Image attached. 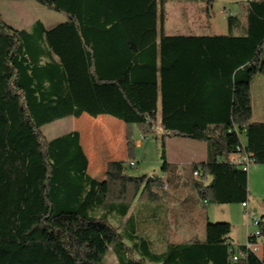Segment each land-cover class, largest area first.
Segmentation results:
<instances>
[{
    "label": "trees",
    "instance_id": "16d2710c",
    "mask_svg": "<svg viewBox=\"0 0 264 264\" xmlns=\"http://www.w3.org/2000/svg\"><path fill=\"white\" fill-rule=\"evenodd\" d=\"M34 1L66 20L15 28L0 14V264H104L112 243L153 264H264V243L258 252L234 247L228 221L206 220L203 240L154 252L136 235V216L125 235L109 218L164 199L165 141L175 136L206 145L205 160L190 163L201 173L192 183L198 199L248 200L247 171L232 157L242 143L264 164V121L252 118L250 95L264 74V0H247L243 18L229 15L226 33L188 34L166 32L165 0ZM83 113L124 123L125 159L107 161L103 179L89 175L77 130L49 140L41 131ZM132 125L158 140L163 176L126 173ZM236 250L243 256L233 261Z\"/></svg>",
    "mask_w": 264,
    "mask_h": 264
},
{
    "label": "rangeland",
    "instance_id": "374dc122",
    "mask_svg": "<svg viewBox=\"0 0 264 264\" xmlns=\"http://www.w3.org/2000/svg\"><path fill=\"white\" fill-rule=\"evenodd\" d=\"M247 0H165L164 9L166 11L165 30L167 33L188 34V33H217L220 30L226 32V19L229 15H238L243 18ZM0 14L3 20L15 28L30 29L35 20H40L46 27L64 22L66 14L61 11L48 8L34 0H0ZM210 26V27H209ZM98 119L96 122L95 120ZM86 125L87 132L78 126ZM112 129L113 136L109 137L107 129ZM77 130L85 137L87 143H91L98 154L102 164L99 172L88 171L89 175L96 179L103 177V166L106 161L117 160L125 156L124 142V123L108 114H100L96 117L83 113L79 117L67 116L41 126V131L46 139ZM141 132L137 126L132 125L131 136L135 142V149L131 160L126 161V173L132 176L146 174L147 176H162L165 170L162 169L163 160L159 156L158 140L152 135L147 134L148 138L141 140L145 142L143 147L136 146V141L140 140ZM170 145L179 155H191L190 143L194 140L185 137H171ZM167 139V138H166ZM128 161H133L134 165L129 166ZM253 165V166H252ZM249 169V175L252 176L258 172L256 165L264 164L253 163ZM168 180V190L162 199L164 209H161L160 217L162 226L160 227V237L165 241L173 243L186 242L191 236H196L200 240L205 238L204 230L206 220L209 221H228L231 223L230 236L233 237L234 247L245 244L247 232H253L256 226L250 223L246 218L244 210L240 203L217 204L207 201L195 207L193 205V181L196 178L192 175L190 164L172 165L166 171ZM209 178V177H207ZM206 178V179H207ZM185 181V182H184ZM248 193L250 194V207L256 213H264V183L250 178ZM258 194H260L258 196ZM257 195V197H256ZM132 204V217L138 219L136 226V235L141 237L140 203ZM239 205V206H238ZM127 217V216H126ZM126 217L116 220L113 215L111 222L116 225L118 221L124 230L123 235L128 232L130 221ZM207 217L209 219H207ZM175 225V227L172 226ZM118 226V225H116ZM192 230V234L188 231ZM137 238V237H136ZM139 238L136 239L138 241ZM232 239V238H231ZM160 246V245H159ZM159 246L153 245V250ZM151 248V250H152ZM113 249H115L113 251ZM154 252H158L154 250ZM115 254L120 258H126L131 264H153L145 256L140 259L138 252L129 251L112 243L104 258V264H118Z\"/></svg>",
    "mask_w": 264,
    "mask_h": 264
},
{
    "label": "crops",
    "instance_id": "0c3cea01",
    "mask_svg": "<svg viewBox=\"0 0 264 264\" xmlns=\"http://www.w3.org/2000/svg\"><path fill=\"white\" fill-rule=\"evenodd\" d=\"M210 27V26H209ZM226 29H227V24H226ZM227 32V30H226ZM224 32V30H220L217 33H226ZM250 95H251V110H252V118L254 120H258V121H264V74H257L253 77V79L250 82ZM80 128V126H78ZM82 129V128H80ZM80 134V143L83 147V150L87 156L88 159V166H87V171L91 170L92 172H99L101 170L102 164L100 163V160H98L99 156L96 153V151L94 150V147L91 146V143H87L85 140V137L83 136V134L81 132H79ZM148 136H146L145 138H141L140 135V140L136 141V146L138 147H143L146 143L142 142L141 140H145L147 139ZM172 139L171 137H168L165 141V156H166V161L168 163H170L171 165H176V164H190V163H194V162H202L205 160L206 157V145L204 142L202 141H198V140H194L192 143H190V149L193 151V153L191 155H186L184 156L183 153L182 155H179L175 150H173L171 148V146H168V142L169 140ZM125 156L118 158L117 160H124ZM107 162V161H106ZM105 162V164H106ZM105 164L103 166V173L105 171ZM256 164V163H255ZM253 166V165H252ZM257 169V173L255 174V172H253L252 176L250 177L249 175V169L247 171L248 174V188H249V181L250 178L252 179H256L259 182H263L264 183V167L261 165H256L255 166ZM193 175V173H192ZM163 176V175H162ZM193 177L195 178V176L193 175ZM104 178V174L102 179ZM209 178H207L206 180H208ZM185 182V181H184ZM249 191V190H248ZM193 205L195 207H198V205L206 203V201L204 200H200L197 198V194L196 191L193 190ZM260 194H258L259 196ZM257 197V195H256ZM248 206L250 207V194L248 193ZM239 204V203H238ZM263 204H264V200H263ZM239 206V205H238ZM140 220H141V238L145 239L148 246L150 247V249L152 248L153 245L155 246H159L158 248H155L154 250L160 252L163 251L166 247V245L170 242V241H165V239H162L160 237V227L162 226V221H161V217H160V211L161 209H164V205H162V201H147L146 204L141 203L140 205ZM240 207L242 208L241 204ZM243 209V208H242ZM132 212L134 209H132ZM252 210V209H251ZM132 212L130 211V213H128L126 216V219L129 220V218L131 219L132 217ZM264 214L263 212L258 214V215H262ZM133 219V218H132ZM207 219H209L207 217ZM137 219H135L136 221ZM116 225H118L119 231L123 230L121 228V223H117ZM173 227H175V225L172 224ZM190 234H192V230L188 231ZM202 235L204 233V230L201 231ZM192 237V236H191ZM232 238V239H231ZM189 239V238H188ZM126 245H131V241L129 240L128 236L126 238H124L123 240ZM230 241L233 244V237L230 236ZM247 241V239H246ZM173 243V242H172ZM235 244H233L234 246ZM240 245V244H239ZM153 250V248H152ZM153 250V251H154ZM115 258L116 261L118 262V264H121V259L118 258V256L115 254Z\"/></svg>",
    "mask_w": 264,
    "mask_h": 264
},
{
    "label": "built area",
    "instance_id": "2783aa9c",
    "mask_svg": "<svg viewBox=\"0 0 264 264\" xmlns=\"http://www.w3.org/2000/svg\"><path fill=\"white\" fill-rule=\"evenodd\" d=\"M147 135H142L141 138H145ZM232 160L235 164H237L241 169L248 171L250 166L254 163V160L252 158V155L249 152H246L243 150V145L242 143L239 144L236 147V153L232 157ZM129 166H133L134 162L133 161H128ZM193 175L195 177H201V173L199 171H194ZM241 206L245 212L246 218L250 220V223L254 224L256 226V229L253 232H247L248 234H253L255 235V241L254 242H249L246 241V247L254 252H258L262 244L264 243V239L259 235V230L257 228L258 223L261 220V215L256 214L253 210H251L248 206V202H242ZM243 256V252L240 250H236L235 252L232 253V260L236 261L238 257Z\"/></svg>",
    "mask_w": 264,
    "mask_h": 264
}]
</instances>
